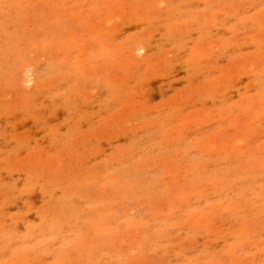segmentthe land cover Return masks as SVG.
I'll use <instances>...</instances> for the list:
<instances>
[{
    "label": "rangeland",
    "instance_id": "rangeland-1",
    "mask_svg": "<svg viewBox=\"0 0 264 264\" xmlns=\"http://www.w3.org/2000/svg\"><path fill=\"white\" fill-rule=\"evenodd\" d=\"M0 264H264V0H0Z\"/></svg>",
    "mask_w": 264,
    "mask_h": 264
}]
</instances>
